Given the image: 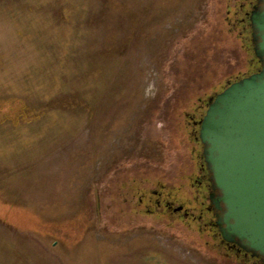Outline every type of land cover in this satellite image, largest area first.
<instances>
[{
  "label": "rangeland",
  "instance_id": "1",
  "mask_svg": "<svg viewBox=\"0 0 264 264\" xmlns=\"http://www.w3.org/2000/svg\"><path fill=\"white\" fill-rule=\"evenodd\" d=\"M227 4L0 0V264H242L197 220L183 130L249 69Z\"/></svg>",
  "mask_w": 264,
  "mask_h": 264
},
{
  "label": "water",
  "instance_id": "2",
  "mask_svg": "<svg viewBox=\"0 0 264 264\" xmlns=\"http://www.w3.org/2000/svg\"><path fill=\"white\" fill-rule=\"evenodd\" d=\"M250 24L261 68L209 99L199 139L222 240L264 261V0Z\"/></svg>",
  "mask_w": 264,
  "mask_h": 264
},
{
  "label": "flooded vegetation",
  "instance_id": "3",
  "mask_svg": "<svg viewBox=\"0 0 264 264\" xmlns=\"http://www.w3.org/2000/svg\"><path fill=\"white\" fill-rule=\"evenodd\" d=\"M228 5V4H227ZM258 6V0H235V10L226 11L225 21L231 28L235 30L242 41V48L250 54L249 59L242 62L243 65H246L249 69L246 73H239L236 76H228L225 80V85L221 87L220 92L230 83L235 82L243 77L249 76L253 73H256L260 68L261 64L258 59L255 57L253 52V43H252V29L250 24V15L255 7ZM233 77V79H230ZM216 93L207 98V100L198 99L197 103L194 104L191 111H184L183 116L186 118V126L183 127V130L188 133L189 138L194 143L192 147V152L195 153V165L198 168V173L193 176V182L196 183L197 187V196L201 198L199 202L200 207L196 208L200 211L197 220L204 221V217L207 218L208 222H204L202 230L207 231V236L214 241H218L217 248L220 250V253L224 258H230L237 263L242 262V264H264V261L259 257H253L250 253L243 251L236 244L226 243L222 240L219 228L217 227V220L220 216V212L215 210L213 206V199L218 196V192L214 191L212 188V182L210 180V174L206 168L204 158H203V144L199 139V130H200V121L203 118L209 99L213 98ZM192 179V177H190ZM157 195L155 205L157 208H160L162 205L167 208L168 211H173V203L165 200L162 202L160 200V194L154 192ZM197 199V197H196ZM182 207V206H181ZM180 207V208H181ZM181 216L184 218H194V210H185V207H182ZM195 209V210H196ZM181 210V209H180ZM179 211V210H177ZM202 225V226H203Z\"/></svg>",
  "mask_w": 264,
  "mask_h": 264
},
{
  "label": "trees",
  "instance_id": "4",
  "mask_svg": "<svg viewBox=\"0 0 264 264\" xmlns=\"http://www.w3.org/2000/svg\"><path fill=\"white\" fill-rule=\"evenodd\" d=\"M226 42V41H225ZM232 52V54L236 57V55H235V52L234 51H231ZM243 60L239 57V60H238V62L237 63H241ZM231 66V65H230ZM229 66V67H230ZM196 67H199V72L201 71V69H203L202 68V60H200V62L198 63V66H196ZM202 76V74L201 73H199L198 74V77L200 78ZM227 78V77H226ZM230 79H233V77H231ZM219 89H221V88H219ZM126 185V184H125ZM132 188V187H131ZM131 192H133V191H128V194H132ZM217 242V241H216ZM209 244V243H208ZM210 245V244H209ZM215 245H217V243H212V247L213 248H216L217 250H219L218 248H217V246H215ZM226 258V257H225ZM224 258V259H225ZM226 262H232V259L230 260V258H226V260H225Z\"/></svg>",
  "mask_w": 264,
  "mask_h": 264
}]
</instances>
